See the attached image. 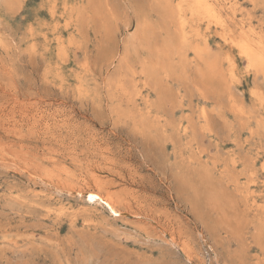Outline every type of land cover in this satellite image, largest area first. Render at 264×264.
<instances>
[{
  "label": "rangeland",
  "instance_id": "rangeland-1",
  "mask_svg": "<svg viewBox=\"0 0 264 264\" xmlns=\"http://www.w3.org/2000/svg\"><path fill=\"white\" fill-rule=\"evenodd\" d=\"M0 65V264H264V0H0Z\"/></svg>",
  "mask_w": 264,
  "mask_h": 264
},
{
  "label": "bare ground",
  "instance_id": "bare-ground-1",
  "mask_svg": "<svg viewBox=\"0 0 264 264\" xmlns=\"http://www.w3.org/2000/svg\"><path fill=\"white\" fill-rule=\"evenodd\" d=\"M213 2V1H212ZM62 4V3H61ZM210 4V3H209ZM208 4V2H205V4H204V6L205 5H209ZM179 5V4H178ZM207 7V6H206ZM179 12V11H178ZM177 17V16H176ZM230 17V16H229ZM215 18H217V17H215ZM223 18V17H222ZM159 19V18H158ZM177 19V18H176ZM220 19V18H219ZM169 20V19H168ZM167 20V21H168ZM182 19H180L179 21H181ZM235 21V20H234ZM161 23V22H160ZM231 24V23H230ZM218 26V25H217ZM139 27V26H138ZM146 28V27H145ZM235 28V27H234ZM223 30V29H222ZM144 31H145V29H144ZM175 31V30H174ZM224 31V30H223ZM182 32V31H181ZM231 32V31H230ZM230 32H229V34H230ZM228 33V32H227ZM232 33V32H231ZM227 36V35H226ZM229 36V35H228ZM172 37V36H171ZM235 37V36H234ZM229 39V38H228ZM228 39H226V40H228ZM237 39V38H236ZM239 40V39H238ZM243 41V40H242ZM263 43V42H262ZM177 44V43H176ZM145 46V45H144ZM177 47V46H176ZM248 46H244L243 47V49H244V54H246L247 56H250V57H252V58H254L255 57V54H254V52H252V50L251 49H249V48H247ZM241 48V47H240ZM212 51V50H211ZM171 52V51H170ZM197 53H199L198 51H197ZM197 53H195V54H197ZM201 54V53H200ZM202 54H203V52H202ZM214 54V53H213ZM241 56V55H240ZM200 57H202V55H200ZM206 60V59H205ZM250 60V59H249ZM1 66V65H0ZM112 66V65H111ZM259 66V65H258ZM187 67V66H186ZM263 66H261L260 68H262ZM212 68V67H211ZM219 67H217V69H218ZM259 68V67H258ZM259 68V69H260ZM263 69H264V67H263ZM214 70V69H213ZM219 71V70H218ZM255 71V70H254ZM1 74H2V72H0ZM264 73V72H263ZM262 74V73H261ZM4 75V74H3ZM4 78H2V80H3ZM108 79V78H107ZM6 80V79H5ZM4 80V81H5ZM129 80V79H128ZM252 82H253V80H252ZM4 83V82H3ZM184 83V82H183ZM254 83V82H253ZM9 85V84H8ZM256 85H257V83H256ZM7 86V85H6ZM232 86V85H231ZM259 87V86H258ZM16 88V87H15ZM99 88V87H98ZM232 88V87H231ZM69 91V90H68ZM66 93V92H65ZM8 94V93H7ZM240 94V93H239ZM223 95V94H222ZM8 100V99H7ZM223 100V99H222ZM64 101V100H63ZM1 102V101H0ZM238 105V104H237ZM12 110V109H11ZM4 112V111H3ZM224 113V112H223ZM6 114V113H5ZM236 114V113H235ZM14 115V114H13ZM7 116V115H6ZM83 116V115H82ZM169 116V115H168ZM254 116V115H253ZM33 117V116H32ZM236 117V116H235ZM224 118V117H223ZM171 119V118H170ZM239 119V118H238ZM242 120V119H241ZM244 120V119H243ZM245 122V121H244ZM75 123V122H74ZM258 124V123H257ZM241 125V124H240ZM263 125V124H262ZM44 128V127H43ZM8 129V128H7ZM44 132V131H43ZM259 132V131H258ZM261 132V131H260ZM83 137V136H82ZM155 142V141H154ZM240 142V141H239ZM238 142V143H239ZM103 143V142H102ZM107 143V142H106ZM9 145V144H8ZM64 145V144H63ZM106 146V145H105ZM104 146V147H105ZM159 146V145H158ZM91 147V146H90ZM94 147V146H93ZM161 147V146H160ZM89 150V149H88ZM1 152H3V151H1ZM3 154H5V152H3ZM107 155V154H106ZM108 156V155H107ZM7 157V156H6ZM2 158H0V160H1ZM3 159H5V158H3ZM180 159V158H179ZM7 160V159H6ZM9 161V160H8ZM98 162V161H97ZM7 163V162H6ZM9 163H10V161H9ZM8 163V164H9ZM83 163V162H82ZM7 164V165H8ZM110 164V163H109ZM3 165H5L4 163H3ZM12 165H14L13 163H12ZM97 165V164H96ZM9 166H11V165H9ZM109 166V165H108ZM226 167V166H225ZM180 168V167H179ZM6 169V168H5ZM16 170V169H15ZM90 170V169H89ZM13 171V170H12ZM21 172V171H20ZM126 173V172H125ZM97 178V177H96ZM100 178V177H99ZM132 178H134V177H132ZM52 179V178H51ZM95 179V178H94ZM109 180H110V178H108ZM82 180V179H81ZM100 180V179H99ZM122 180V179H121ZM124 180V179H123ZM186 180V179H185ZM60 181V180H59ZM94 182V180H91V182ZM103 181V180H102ZM91 182H89V184L91 183ZM88 183V182H87ZM86 183V184H87ZM98 183V182H97ZM42 184V183H41ZM94 184H96L95 182H94ZM93 184V185H94ZM120 184H121V182H120ZM45 185V184H44ZM88 185V184H87ZM92 185V186H93ZM84 186H86V185H84ZM187 186V185H186ZM90 187V186H89ZM132 187V186H131ZM93 188V187H92ZM107 188V187H106ZM106 188H103V189H106ZM121 188V187H120ZM208 188V187H207ZM85 189V188H84ZM54 190H55V188H54ZM79 190V189H78ZM86 190H88V189H86ZM96 190V189H95ZM107 190V189H106ZM110 190V189H109ZM133 190V189H132ZM195 190V189H194ZM64 191V190H63ZM82 191V190H81ZM64 192H66V190L64 191ZM78 194H79V192H80V190H79V192L78 191H76ZM193 192V191H192ZM81 193V192H80ZM84 194H85V192H84ZM86 196H87V201L88 202H99V203H102L103 204V206L105 205L107 208H108V210H110V212L113 214V215H118L119 216V209H117V207H116V203H115V201H114V199L111 197V195L109 196H104V195H101V194H104L103 192L100 194V193H98L97 191L96 192H94V191H87L86 192ZM79 195H81V194H79ZM221 196V195H220ZM118 197H119V195H118ZM214 198V197H213ZM119 201V200H118ZM230 202V201H229ZM227 204V203H226ZM122 205H123V203H122ZM126 208V207H125ZM134 211V210H133ZM125 212V211H124ZM233 213V212H232ZM122 214V213H121ZM123 216V215H122ZM144 216V215H143ZM133 217V216H132ZM148 217V216H147ZM143 218V217H142ZM141 218V219H142ZM163 218V217H162ZM233 218V217H232ZM147 219V218H146ZM218 221V220H217ZM260 222V221H259ZM159 223H160V221H159ZM230 223V222H229ZM263 227V226H262ZM224 230V229H223ZM213 231V230H212ZM229 231V230H228ZM233 231V230H232ZM232 233V232H231ZM235 233V232H234ZM252 234V233H251ZM235 235V234H234ZM178 236V235H177ZM237 236H238V234H237ZM259 237V236H258ZM259 240V239H258ZM189 242V241H188ZM253 245V244H252ZM264 246V245H263ZM192 247V246H191ZM241 247V246H240ZM258 256V255H257ZM197 259V258H196ZM236 261V260H235ZM230 262V261H229ZM231 263V262H230Z\"/></svg>",
  "mask_w": 264,
  "mask_h": 264
}]
</instances>
